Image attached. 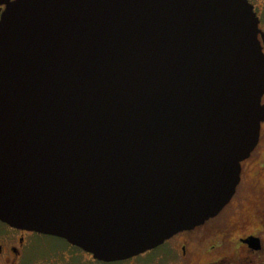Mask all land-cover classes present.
<instances>
[{
	"label": "water",
	"instance_id": "1",
	"mask_svg": "<svg viewBox=\"0 0 264 264\" xmlns=\"http://www.w3.org/2000/svg\"><path fill=\"white\" fill-rule=\"evenodd\" d=\"M259 24L248 0L11 3L0 222L110 262L219 215L264 123Z\"/></svg>",
	"mask_w": 264,
	"mask_h": 264
},
{
	"label": "flooded vegetation",
	"instance_id": "2",
	"mask_svg": "<svg viewBox=\"0 0 264 264\" xmlns=\"http://www.w3.org/2000/svg\"><path fill=\"white\" fill-rule=\"evenodd\" d=\"M15 1L0 0V19ZM248 1L260 21L259 39L264 51V5ZM263 146L264 123L257 148L242 163L241 182L231 202L216 217L173 235L155 248L107 262L64 239L14 229L0 222L6 229L0 231V264H264V196L252 205V215L243 212L246 207L241 198L252 166L256 176L264 173Z\"/></svg>",
	"mask_w": 264,
	"mask_h": 264
},
{
	"label": "rangeland",
	"instance_id": "3",
	"mask_svg": "<svg viewBox=\"0 0 264 264\" xmlns=\"http://www.w3.org/2000/svg\"><path fill=\"white\" fill-rule=\"evenodd\" d=\"M257 1H259V3H263L264 5V0ZM262 156H264V146L262 148ZM255 173V167L252 166V170L248 171L246 174L244 192L241 196L242 201L245 202L246 207L243 212L248 215H252V205L254 204V202L264 196V173L259 172L260 174L258 176H256ZM4 230H6L5 227L0 223V231Z\"/></svg>",
	"mask_w": 264,
	"mask_h": 264
}]
</instances>
